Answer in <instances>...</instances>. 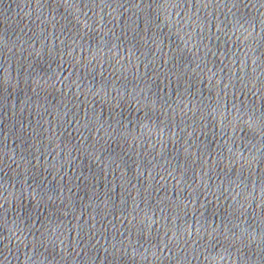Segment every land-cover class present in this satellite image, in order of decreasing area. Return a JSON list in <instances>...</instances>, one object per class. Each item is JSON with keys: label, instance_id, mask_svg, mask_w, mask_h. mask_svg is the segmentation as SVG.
<instances>
[{"label": "water", "instance_id": "obj_1", "mask_svg": "<svg viewBox=\"0 0 264 264\" xmlns=\"http://www.w3.org/2000/svg\"><path fill=\"white\" fill-rule=\"evenodd\" d=\"M50 264H264V0H121Z\"/></svg>", "mask_w": 264, "mask_h": 264}]
</instances>
